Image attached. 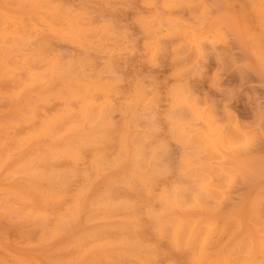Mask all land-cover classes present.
Returning <instances> with one entry per match:
<instances>
[{"label":"rangeland","instance_id":"1","mask_svg":"<svg viewBox=\"0 0 264 264\" xmlns=\"http://www.w3.org/2000/svg\"><path fill=\"white\" fill-rule=\"evenodd\" d=\"M169 2L0 0V264H264V0Z\"/></svg>","mask_w":264,"mask_h":264},{"label":"clouds","instance_id":"2","mask_svg":"<svg viewBox=\"0 0 264 264\" xmlns=\"http://www.w3.org/2000/svg\"><path fill=\"white\" fill-rule=\"evenodd\" d=\"M181 6V0H170L168 4H166V7L169 8H176ZM262 12H264V9H262ZM151 19L148 20L147 25L149 29L151 30ZM161 28H163V22H161ZM178 31V28L176 27L175 21L170 20V28L169 31L167 32L168 35H173L175 32ZM62 39L70 41L73 46H80L81 48L85 47L89 41H87L78 30L75 28L71 29H66L58 33ZM159 39V37H157ZM204 39H207L205 37ZM226 39V38H223ZM221 41L218 39H213L211 43L213 45L220 43ZM199 43H197V47H199ZM264 55V53H262ZM73 64H78L80 67V70L83 71L84 68V60L81 58L79 61H69L67 63V67H71ZM62 66V65H61ZM63 67V66H62ZM180 71H183L182 69ZM261 71L264 72V62L261 64ZM44 83H49V81H42ZM176 96V103H180V96L178 93H175ZM176 105L174 104L173 107ZM261 120H264V113H261L260 115ZM76 173L73 170H58L56 168H49L45 171H43L39 177H36L32 175L31 169H25L24 170V175L19 177V179L27 181L29 184L33 182H41L44 183L47 186H57L60 184H63L67 182L68 180L74 178ZM19 212V211H18ZM25 217L31 216L33 219H43L47 220V217L42 215V216H36V215H28L27 213H23ZM81 218L78 216H72L70 218H62V217H57V224L61 228H68L71 227L73 224L77 223ZM157 223L159 229L162 231L165 228L168 227L169 225V220L166 218V213L165 211L161 210L158 215H157ZM142 250V249H141ZM144 264H150V261L148 259L144 260Z\"/></svg>","mask_w":264,"mask_h":264},{"label":"bare ground","instance_id":"3","mask_svg":"<svg viewBox=\"0 0 264 264\" xmlns=\"http://www.w3.org/2000/svg\"><path fill=\"white\" fill-rule=\"evenodd\" d=\"M215 143V142H214ZM216 147V146H215ZM217 148V147H216Z\"/></svg>","mask_w":264,"mask_h":264}]
</instances>
